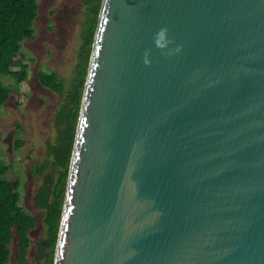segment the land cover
Returning <instances> with one entry per match:
<instances>
[{
	"label": "water",
	"instance_id": "water-1",
	"mask_svg": "<svg viewBox=\"0 0 264 264\" xmlns=\"http://www.w3.org/2000/svg\"><path fill=\"white\" fill-rule=\"evenodd\" d=\"M53 264H264V0H102Z\"/></svg>",
	"mask_w": 264,
	"mask_h": 264
},
{
	"label": "trees",
	"instance_id": "trees-1",
	"mask_svg": "<svg viewBox=\"0 0 264 264\" xmlns=\"http://www.w3.org/2000/svg\"><path fill=\"white\" fill-rule=\"evenodd\" d=\"M84 2L87 4L88 15L84 22L83 43L78 54L77 67L70 82L65 83L60 74L53 70L39 72L43 83L64 94L54 121L55 140L47 143L46 156L33 169L35 174H42L46 178L36 200L42 212L33 214L21 204L18 180L0 178V264H8L10 261V243L14 238V230L19 239V264L24 262L32 241L30 230L36 226L39 218L43 219L47 233L42 245L48 249L39 264L54 262L81 99L102 0ZM37 13L36 0H0L1 74H10L16 80L24 79L29 74V63L26 61V54L22 52V41L35 36L33 20ZM9 91L10 87L5 89L0 82V104L6 100ZM51 166L53 169H50ZM9 167L10 164L0 159V174Z\"/></svg>",
	"mask_w": 264,
	"mask_h": 264
},
{
	"label": "rangeland",
	"instance_id": "rangeland-1",
	"mask_svg": "<svg viewBox=\"0 0 264 264\" xmlns=\"http://www.w3.org/2000/svg\"><path fill=\"white\" fill-rule=\"evenodd\" d=\"M84 1L36 0L39 13L33 23L37 28V36L25 38L22 41V52L26 54V61L29 63V81L22 82L20 86L12 85L15 77L0 73L3 88L7 89L10 85L15 86L8 104L6 106L0 104V147L8 150L6 155H0V157L8 163L17 159L16 166H10L7 171L0 174V178L10 180H16L18 176L21 178L22 186L25 187V193L21 194V204L34 214L42 212L36 204V194L46 182V178L44 175L31 174L32 161L44 159L47 153L46 144L55 140L54 121L64 99L63 93L53 91L47 86L42 87L38 74L40 71L53 70L60 74L65 83L70 82L77 67L81 35L85 18L88 15L87 4ZM51 24L53 26H50ZM16 123L26 128L23 138L29 140L22 152H13L11 146L7 145L8 142L14 140L17 130ZM28 155L32 156L29 157V161H26ZM50 169H53V166ZM46 235V226L43 219L39 218L36 226L30 230L32 241L27 258L22 264L41 262L48 251L42 245ZM13 237L10 243L12 259L9 264H19L17 259L19 239L15 230Z\"/></svg>",
	"mask_w": 264,
	"mask_h": 264
},
{
	"label": "flooded vegetation",
	"instance_id": "flooded-vegetation-1",
	"mask_svg": "<svg viewBox=\"0 0 264 264\" xmlns=\"http://www.w3.org/2000/svg\"><path fill=\"white\" fill-rule=\"evenodd\" d=\"M38 13H39V5H38ZM38 13H37V16H38ZM87 13V12H86ZM36 16V17H37ZM36 17H35V19H36ZM87 17V16H86ZM86 19V18H85ZM33 25H34V23H33ZM50 26H53L52 24L50 25ZM35 27V26H34ZM37 28L35 27V30H36ZM37 36V31L35 32V36H33V37H29V38H35ZM82 37H83V35H81ZM82 38H81V45H82ZM80 49H81V46H80ZM80 49H79V51H80ZM79 54V53H78ZM38 79H39V83H40V85L42 86V87H44V88H46V86L47 87H50V86H48V85H46L45 83H43L42 82V80L40 79V76H39V74H38ZM24 81H29V78H28V74H27V76L24 78V79H18V80H16L15 79V82L12 84V85H17V86H20L21 85V83L22 82H24ZM32 84V83H31ZM12 85H10V91L8 92V96H7V98H6V100L3 102V103H1L2 105H7L8 104V100H10L11 99V97H10V94L12 93V91L14 90V88H15V86H12ZM14 87V88H13ZM51 88V87H50ZM53 91H54V89L53 88H51ZM4 113H5V109H4ZM16 127H17V130H16V133H15V135H14V140L13 141H11V142H8L7 143V145L8 146H11V151H13V152H15V151H23V149L25 150V148H26V145L29 143V140L28 139H25V138H23L24 137V134L26 133V128L25 127H23V126H21V124L20 123H16ZM47 144H46V149H47ZM0 151H2V153H0V155H6V153H8V150L6 151L5 149H3L2 147H0ZM13 155V154H12ZM32 155H28L27 156V158H26V161H29V157H31ZM0 159L1 160H3V161H5V159H3L2 157H0ZM31 159V158H30ZM6 162V161H5ZM33 163H32V166H31V171H32V173L31 174H33V175H37V176H42V174H35L34 173V171H33V169H34V165L35 164H37V163H40L41 161L39 160H34V161H32ZM8 163V162H7ZM13 163V164H12ZM12 163H8V164H10V166L11 167H14V166H16V164H17V159H14L13 160V162ZM26 167H28L27 165H26ZM27 174H28V172H27ZM10 180V179H9ZM16 180H18L19 181V191L21 192V194L24 192L25 193V187H23L22 186V180H21V178L18 176V178H16ZM13 181H15V180H13ZM42 187V186H41ZM41 189V188H40ZM40 189L38 190V192H37V194H36V200H37V197H38V193H39V191H40ZM37 204V203H36ZM38 206V205H37ZM29 210V209H28ZM30 211V210H29ZM32 212V211H31ZM33 213V212H32ZM34 214V213H33ZM32 230V229H31ZM30 249V248H29ZM29 252V251H28ZM18 253H19V251H18ZM18 257H19V255H18ZM18 257H17V259H18ZM11 259H12V257L10 258V261H11ZM9 261V262H10ZM18 261H19V259H18ZM25 261V260H24ZM9 264V263H8ZM22 264V263H21Z\"/></svg>",
	"mask_w": 264,
	"mask_h": 264
},
{
	"label": "clouds",
	"instance_id": "clouds-1",
	"mask_svg": "<svg viewBox=\"0 0 264 264\" xmlns=\"http://www.w3.org/2000/svg\"><path fill=\"white\" fill-rule=\"evenodd\" d=\"M167 29H161V34H163L164 32H166ZM179 50V49H178Z\"/></svg>",
	"mask_w": 264,
	"mask_h": 264
}]
</instances>
